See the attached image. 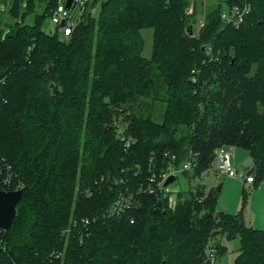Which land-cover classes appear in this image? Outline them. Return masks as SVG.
Wrapping results in <instances>:
<instances>
[{
  "label": "trees",
  "instance_id": "16d2710c",
  "mask_svg": "<svg viewBox=\"0 0 264 264\" xmlns=\"http://www.w3.org/2000/svg\"><path fill=\"white\" fill-rule=\"evenodd\" d=\"M224 1L251 10L226 20L219 0L195 32L196 0H89L68 39L43 29L58 0L33 23L35 0L12 1L14 21L0 19V154L24 187L0 264H209L212 250L222 264L235 237L234 264H264V228L216 210L217 187L191 185L174 206L138 192L166 153L176 165L193 155L189 181L209 175L221 145L247 149L246 174L264 179V0ZM120 191L135 205L111 215Z\"/></svg>",
  "mask_w": 264,
  "mask_h": 264
},
{
  "label": "built area",
  "instance_id": "2783aa9c",
  "mask_svg": "<svg viewBox=\"0 0 264 264\" xmlns=\"http://www.w3.org/2000/svg\"><path fill=\"white\" fill-rule=\"evenodd\" d=\"M57 8L54 10V15L58 16V24L56 26V30L58 33L68 39L72 34L75 25L77 24L81 12L85 6V4L89 0H72L70 7H67V0H58ZM3 7V5H2ZM251 10V5L249 2L244 1L243 3H234L229 9L223 10L221 16L226 20L234 21L238 23V21L242 20L243 17L248 14ZM204 25L202 22L201 26ZM119 136L124 142L125 148H129L134 142L135 138L131 135H127L122 128H119ZM170 162L165 166L163 171L157 176V173L153 172L148 180V185L145 187H139L138 192L142 191L141 188L148 190L150 192H160L163 196H168L169 204L174 206L176 204V198L172 197V189L170 188V183L165 185L166 180L172 174L175 175V179L179 173H182L185 170H190L193 168V155L186 158L182 161V163L176 165L174 163V159L176 158L175 154L169 155ZM213 170L216 177L221 176H229L236 177L238 175V170L233 166L232 163V151L229 147L225 145H221L216 149L214 166ZM242 175H244L242 173ZM245 180L247 182H254L255 177L254 173L245 174ZM196 181L192 184L191 190L193 192L197 191V187L200 184H203V178H195ZM24 182L19 176V173L14 168L13 164L10 163L4 156L0 154V189L3 190H15L18 188H23ZM179 190H175L177 193ZM135 196L132 191L123 192L120 191L113 201L111 208L109 209V214L111 215H120L128 208L135 205ZM95 217L93 218V220ZM86 223H90V218L83 219ZM133 222L134 219H131ZM1 229H5L0 227V251L1 249H5V243L2 237ZM219 261L217 259V255L214 250H212L210 254L209 264H218Z\"/></svg>",
  "mask_w": 264,
  "mask_h": 264
},
{
  "label": "rangeland",
  "instance_id": "374dc122",
  "mask_svg": "<svg viewBox=\"0 0 264 264\" xmlns=\"http://www.w3.org/2000/svg\"><path fill=\"white\" fill-rule=\"evenodd\" d=\"M13 0H2L0 2V19L2 22H10L14 21L10 16L9 8L11 6ZM222 1V7L224 10H227V5L224 0ZM219 2V0H196L198 7V16L197 21L194 22V31L197 32L198 28L201 26L202 22L205 21L204 13L215 4ZM4 3L5 7H2ZM35 10L32 13L27 15V21L29 23H33L34 16L36 13H43L46 0H35ZM100 8V4L97 3L94 7V14L98 13ZM58 16L57 15H49L45 18L43 22V29L47 32H54L56 30V26L58 24ZM144 35L147 39V46L150 48L152 37L150 36L152 30L146 29L143 31ZM229 147L232 151V163L235 161L237 166H233L238 170L240 165H242L244 173L250 168L252 165V158L249 151L243 147L239 146H231L225 145ZM236 147V148H235ZM242 163V164H241ZM248 163V164H246ZM242 170H238V175L236 177L229 176H221L216 177L214 170L211 169L209 175L202 176L204 183L207 186V190L212 187H217L220 183H222L221 190L217 193L216 196V210L223 211L226 213H237L242 211L243 218L246 224L254 225L257 228H264V209L262 210V200L264 199V189H259V187L245 186L246 193L243 191V184L241 179L244 177L242 175ZM247 173V172H246ZM245 173V174H246ZM196 181V179H192L189 181L188 177L179 173L177 178L170 183V188L172 189L173 198L175 197V190H188V188ZM247 196V198H246ZM259 223V225H258ZM223 244L227 246L226 251L220 255V261L222 264H234V260L239 252L240 240L239 237H235L232 239L224 238Z\"/></svg>",
  "mask_w": 264,
  "mask_h": 264
},
{
  "label": "water",
  "instance_id": "95a60500",
  "mask_svg": "<svg viewBox=\"0 0 264 264\" xmlns=\"http://www.w3.org/2000/svg\"><path fill=\"white\" fill-rule=\"evenodd\" d=\"M72 0H67V7H70ZM190 33L192 29L190 28ZM56 90V86L54 87ZM175 180V175L172 174L168 177L165 185ZM222 183L217 186V190H221ZM23 189L18 188L15 190H3L0 189V227L8 229L13 219L17 214V204L22 199ZM1 254V251H0Z\"/></svg>",
  "mask_w": 264,
  "mask_h": 264
},
{
  "label": "crops",
  "instance_id": "0c3cea01",
  "mask_svg": "<svg viewBox=\"0 0 264 264\" xmlns=\"http://www.w3.org/2000/svg\"><path fill=\"white\" fill-rule=\"evenodd\" d=\"M3 5V4H2ZM94 11V10H93ZM236 148V147H235ZM234 163V165L235 166H237V163L234 161L233 162ZM242 164V163H241ZM246 164H248V163H246ZM252 166V165H251ZM251 166H250V168H251ZM240 168H242V165H240V167L238 168V170H242L243 171V169H240ZM250 168H248V170L247 171H249L250 170ZM247 171H245V173L247 172ZM244 175H245V173H244V171L242 172ZM241 181H242V184H243V188H245V186H251V185H254V182L252 183V182H247L246 180H245V176L241 179ZM254 187H255V185H254ZM256 187H259V189L258 190H260V189H264V179H262L261 181H260V183H259V185L258 186H256ZM264 209V199L262 200V210ZM255 225V224H254ZM254 225H252V226H254ZM258 225H259V223H258Z\"/></svg>",
  "mask_w": 264,
  "mask_h": 264
}]
</instances>
